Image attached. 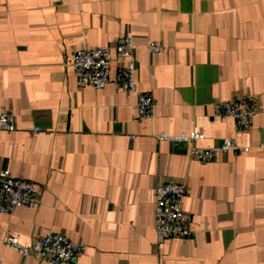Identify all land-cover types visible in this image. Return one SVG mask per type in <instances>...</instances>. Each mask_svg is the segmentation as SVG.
Returning <instances> with one entry per match:
<instances>
[{"label":"crops","instance_id":"obj_1","mask_svg":"<svg viewBox=\"0 0 264 264\" xmlns=\"http://www.w3.org/2000/svg\"><path fill=\"white\" fill-rule=\"evenodd\" d=\"M130 36L140 92L155 100L139 120L137 96L116 83L115 44ZM156 42L162 54H150ZM107 48L111 81L79 87L78 51ZM258 97L247 132L215 104ZM0 172L33 182L35 207L0 214V264H50L7 249L59 233L84 245L80 264H264V0H0ZM36 129L39 131L36 132ZM201 132L211 147L235 138L249 153L211 162L160 133ZM187 188L192 235L158 246L155 191Z\"/></svg>","mask_w":264,"mask_h":264},{"label":"built area","instance_id":"obj_2","mask_svg":"<svg viewBox=\"0 0 264 264\" xmlns=\"http://www.w3.org/2000/svg\"><path fill=\"white\" fill-rule=\"evenodd\" d=\"M117 59L122 63L119 68L116 83L127 92L137 96L136 107L138 119L154 118L155 100L151 93L140 92L134 60L135 45L130 36L121 37L115 44ZM150 54H162L165 47L156 42L147 46ZM111 54L107 48L92 47L78 51L73 59L72 67L79 87L90 86L96 90L104 89L111 81ZM259 112L258 97L250 94H238L228 100L215 104L217 118H232L238 132H247L251 128L253 117ZM16 125L13 116L8 111L0 112V131L13 132ZM39 130L36 129V132ZM159 142H169L174 146L190 144V157L201 162H211L220 153L234 151L249 153L252 148L240 146L237 139L226 138L218 145L200 147L197 143L205 138L201 132L171 135L160 133L155 137ZM257 149L264 152V143ZM36 185L22 178H15L9 171L0 172V214H13L19 208H33L38 203ZM187 188L176 182H163L155 191V230L158 246L161 247L167 239L188 238L192 235L191 216L183 209ZM7 249L23 256H33L40 262L50 264H80V258L85 252V246L59 233H47L36 239L30 245H23L16 237H5Z\"/></svg>","mask_w":264,"mask_h":264}]
</instances>
